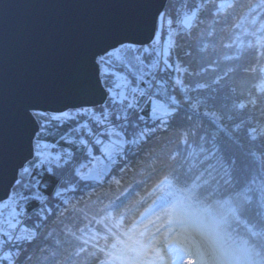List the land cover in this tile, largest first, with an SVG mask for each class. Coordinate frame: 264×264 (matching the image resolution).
Listing matches in <instances>:
<instances>
[{
  "label": "trees",
  "instance_id": "trees-1",
  "mask_svg": "<svg viewBox=\"0 0 264 264\" xmlns=\"http://www.w3.org/2000/svg\"><path fill=\"white\" fill-rule=\"evenodd\" d=\"M167 6L166 28L174 36L162 59L146 47L122 45L100 68L108 93L103 106L46 113L63 115L49 120L35 115L34 157L12 190L17 200L0 264L109 259L159 180L177 190L197 222L205 226L208 213L217 221L211 229L218 233L205 235L209 246L198 247L199 254L214 251V237L226 242L231 264H264V0ZM133 77L141 78L138 89L128 82ZM113 130L123 141L111 147ZM46 150L63 164L37 169ZM107 150L114 152L107 157ZM96 159L113 160L109 174L89 176Z\"/></svg>",
  "mask_w": 264,
  "mask_h": 264
},
{
  "label": "water",
  "instance_id": "water-1",
  "mask_svg": "<svg viewBox=\"0 0 264 264\" xmlns=\"http://www.w3.org/2000/svg\"><path fill=\"white\" fill-rule=\"evenodd\" d=\"M168 1L0 0V204L34 157L33 113L102 106L98 58L150 45Z\"/></svg>",
  "mask_w": 264,
  "mask_h": 264
},
{
  "label": "rangeland",
  "instance_id": "rangeland-1",
  "mask_svg": "<svg viewBox=\"0 0 264 264\" xmlns=\"http://www.w3.org/2000/svg\"><path fill=\"white\" fill-rule=\"evenodd\" d=\"M168 3H170V0L168 1ZM167 7L168 6H166V9H167ZM169 8V7H168ZM165 9V11L161 14V16H160V18H159V22H158V28H157V32H156V40H157V42H158V44H161V50L158 52V53H152V54H154L155 56H157V57H160V59H162V54L164 53V49H162V48H165V52L167 53V51L169 50V47H170V45H171V43H173L172 41H173V38H171V36H174V32L173 31H171V30H169V29H167L166 28V23H165V14L167 13V10ZM98 63H99V58H98ZM102 66V65H101ZM101 66H100V68H101ZM100 68H99V72H100ZM154 73L155 71H153V69L151 68L150 70L149 69H146V72H145V74H146V76H148L147 74L148 73ZM141 79V78H140ZM145 82H147L148 81V79L146 78V77H144V79H143ZM129 82V81H128ZM143 82V81H142ZM103 84V83H102ZM131 86V85H130ZM135 87H136V85H135ZM138 89V88H137ZM135 91H137L136 89H130V96L129 97H132V95H134L135 94ZM108 94V93H107ZM34 114V116L36 115L37 116V118H44V119H46V120H49V119H52V118H54L55 116H51V115H49V116H47L46 115V113H43V112H34L33 113ZM43 114V115H42ZM56 115V114H55ZM56 117H58V118H63V115H61V116H56ZM55 117V118H56ZM36 118V119H37ZM111 136H112V142H113V144H110L111 145V147L114 145V144H116V143H118V142H122L123 141V138H122V136H121V134L118 132V131H115V130H113L112 132H111ZM109 148V147H108ZM45 152V151H44ZM112 152H114L113 150H112ZM112 152H111V150H107V157H109V156H111V154H112ZM42 155H45V153H43ZM54 157H56V156H54ZM105 167V163H104V161H102L101 159H96L95 160V167L93 168V170L90 172V177L92 176V177H96V178H98V177H100V175L101 174H103V168ZM162 182V181H161ZM155 187V186H154ZM153 187V188H154ZM12 190H13V188H12ZM154 191H155V189H153V191L151 192L152 194L154 193ZM164 193V190L163 191H161L160 192V194L158 193V196L156 197V198H154V199H152V201L149 203V207H147V209L146 210H144L143 212V217H145L146 219L147 218H151L152 216H155L157 213H158V211H159V209H160V205H161V201H162V199L160 198L161 197V195ZM151 194V195H152ZM18 195V194H17ZM150 195V196H151ZM150 198V197H149ZM149 198L147 199L148 201H150L149 200ZM15 200H17V197H16V193H12V191H11V193H10V195H9V198L6 200V202L4 203H1L0 204V221H1V215H3V212H4V210H8V214L5 216L6 218H8V217H10V214L12 213V211H13V206H12V204L14 203V201ZM229 212H233V210L231 209ZM228 212V213H229ZM4 217V218H5ZM123 221V219H122V217L121 218H118V223H121ZM2 222V221H1ZM140 223H142L141 225H143V222H142V220H140L139 221ZM217 221L215 220V223H216ZM139 226L138 225H136V226H132L131 228H129L128 230H129V232L132 234V236H133V241H132V246H136V247H139L140 246V248H142L141 246H143V247H145L146 248V250H147V253H148V255H147V253L144 255V258H142L141 260H140V262L142 261L143 262V264H146V262H148V258L149 259H151V256H154L156 253L154 252V250H153V247L155 246V247H157V248H165L166 247V243H164L162 240H160V239H158V236H156V235H154V234H151V232H150V230L149 229H151V226H149V227H145V228H143L142 226L139 228ZM4 229H5V227H4ZM153 229V228H152ZM4 231V230H3ZM3 231H1L0 230V244H3L4 242H3V238H4V236L2 235V234H4V232ZM154 232V231H153ZM135 235H134V234ZM135 243V245H133ZM115 245L116 244H112V246L113 247H115ZM125 251V250H124ZM125 253L128 255V256H130V257H132V252H128L127 250L125 251ZM149 254H151L150 256H149ZM133 258V257H132ZM187 258H188V260L186 261V264H201L202 263V261L203 260H201V261H199L200 259L198 258V257H196L195 255H193L192 253L191 254H189V255H187ZM168 259H166V263H168ZM189 261V262H188ZM191 262V263H190ZM99 264H118V262L117 261H115V260H107V261H103V262H101V263H99ZM214 264H217V263H214Z\"/></svg>",
  "mask_w": 264,
  "mask_h": 264
},
{
  "label": "built area",
  "instance_id": "built-area-1",
  "mask_svg": "<svg viewBox=\"0 0 264 264\" xmlns=\"http://www.w3.org/2000/svg\"><path fill=\"white\" fill-rule=\"evenodd\" d=\"M162 49H164V48H162ZM161 50V44H158V42L157 43H155V44H153L151 47H148L146 50H145V52L147 53V54H151V53H158L159 51ZM106 55L107 54H105V55H102L101 56V58H99V63L102 65V63H106L107 61H106ZM160 67V66H159ZM158 67H156V69H157ZM129 82L130 83H132V84H135L136 85V89L137 88H139V86H141V79L139 78V77H135V78H131L130 80H129ZM84 114L87 116L88 114H87V112L85 113L84 112ZM106 119H108V117H106ZM91 141L92 140H89V141H83L82 142V145L83 146H85L86 147V149H88L89 147H90V144H91ZM60 164V160L59 159H54V158H51L50 156H49V153H48V151L47 152H45V155H43L37 162H36V164H35V167L37 168V169H49V168H51V167H53V166H55V165H59ZM9 212H8V210H5L4 211V215L6 216L7 214H8ZM0 230L1 231H3V232H7V230L6 229H4V225H3V221L2 222H0ZM3 235V234H2ZM0 247H1V245H0Z\"/></svg>",
  "mask_w": 264,
  "mask_h": 264
},
{
  "label": "bare ground",
  "instance_id": "bare-ground-1",
  "mask_svg": "<svg viewBox=\"0 0 264 264\" xmlns=\"http://www.w3.org/2000/svg\"><path fill=\"white\" fill-rule=\"evenodd\" d=\"M168 253H169V251L166 250L165 253H163L162 255H164V257H167L168 256ZM158 263H159V260H157V263L154 261V264H158Z\"/></svg>",
  "mask_w": 264,
  "mask_h": 264
},
{
  "label": "snow or ice",
  "instance_id": "snow-or-ice-1",
  "mask_svg": "<svg viewBox=\"0 0 264 264\" xmlns=\"http://www.w3.org/2000/svg\"><path fill=\"white\" fill-rule=\"evenodd\" d=\"M107 62H108V61H107ZM107 62H106V63H107ZM104 71H105V72H107V69L105 68V70H104ZM25 171H27V169H26Z\"/></svg>",
  "mask_w": 264,
  "mask_h": 264
},
{
  "label": "clouds",
  "instance_id": "clouds-1",
  "mask_svg": "<svg viewBox=\"0 0 264 264\" xmlns=\"http://www.w3.org/2000/svg\"><path fill=\"white\" fill-rule=\"evenodd\" d=\"M243 105H241V107H242Z\"/></svg>",
  "mask_w": 264,
  "mask_h": 264
}]
</instances>
